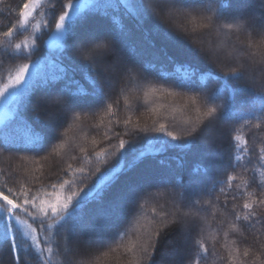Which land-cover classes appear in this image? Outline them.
Returning <instances> with one entry per match:
<instances>
[{"label": "snow or ice", "instance_id": "obj_1", "mask_svg": "<svg viewBox=\"0 0 264 264\" xmlns=\"http://www.w3.org/2000/svg\"><path fill=\"white\" fill-rule=\"evenodd\" d=\"M57 2L58 8L55 4L51 6L53 27L49 29V39L45 42L46 51L36 60H32V56L39 51V37L29 34L19 43L11 39L18 30H28L29 17L37 7L33 0L23 5L18 22L10 23L2 32L0 67L9 61L26 62L6 75L0 73V105L6 109L10 105L18 106L12 107L9 115L16 113L22 128V135L13 136L5 127H0V152L40 154L46 150L50 138L61 139L59 130L73 114L85 111L95 114V106L101 103L112 114L113 104L117 102L107 103L111 97L106 89H112L133 73H142L144 79L155 76L158 81L179 90L175 93L178 96L185 91L197 93L199 98L189 96L186 106L195 107L204 119L199 131L193 129L187 133L189 138L176 135L168 131L165 124H160L152 129L159 135L147 138L144 149H138L116 133L121 150L117 164L105 171L97 168L98 175L87 190L84 187L73 190V181L58 178L50 185L51 193L45 192L43 196L39 194L42 188L36 192L24 188L19 194L11 188L6 189L7 194L0 191V249L4 250L0 253V264L6 257H10L11 264H52L53 245L63 258L62 264H110L112 259L116 264H157L161 242L172 232L177 233V242L165 255L162 264H210L215 256V244L210 248L207 243L198 242L190 247L189 240L193 232L200 235L201 215L207 211L215 219L211 209L217 205L231 215L230 220L221 216L218 226L231 227L234 243L245 231L253 236L252 244L244 247L243 251L239 247L224 245L228 248L225 257L228 264H264V184H256V198L242 204L241 215L236 213L235 203L229 209V193L223 187H220V194L225 197L223 201L215 194L216 187L221 184L233 187L231 182L238 179L236 175L228 176L224 182H212V196L205 208L210 187L200 183L201 174H208L204 166L193 168V179L188 184L171 170L165 159H158V163L166 166V170L145 176L140 169V162L145 157L156 159L174 149L188 151L196 142L209 145L215 152L217 138L208 134V130L217 127V114L224 121L240 115L234 109L238 89L245 103H259L260 110L264 112V14L245 15L233 11L231 0H195L191 4H185L184 0ZM120 6L135 18L138 27L150 25L145 35L152 34L165 45L157 50L163 53V60L157 52H153L152 59H146L145 53L129 42L130 33L124 30L117 18H114L119 25L116 31L99 27L85 29L88 21L97 16H107L109 8ZM217 29L226 30L227 34L235 37L230 47L239 49L242 56L219 51L214 42L209 45L205 36L216 33ZM149 43L153 49L156 48L154 43ZM184 44L196 53L195 59L189 57ZM169 47L185 59L178 60L176 56L169 55ZM201 61L212 66L213 70L206 74L208 78L222 82L221 87L212 93L208 92L205 74L198 67ZM165 62L172 65L171 71L165 70ZM218 67L227 71L216 70ZM225 91L229 92L228 96L224 95ZM217 101L221 103L217 104ZM132 123L130 118L124 120L125 126ZM135 130L148 131L138 127ZM235 140L238 142L240 137H235ZM244 144L246 146L247 141ZM81 151L86 152V149L81 148ZM243 151H250L258 162L264 160V146L258 150L245 147ZM107 155L106 149L96 153L98 159L106 160ZM241 159L236 155L235 163L230 159L228 167H239ZM182 166V161L177 159V167ZM259 166L264 168V163ZM71 167L69 164L68 169ZM80 171L83 174L84 170ZM255 182L254 175L249 177V185ZM241 186H234L233 202L238 199L235 189ZM65 189L67 194H64ZM156 193H160L159 198ZM149 196L157 205L151 209L153 227L141 231L129 243L112 248L108 229L126 213L141 208V201ZM42 242L47 247H42ZM120 248H123L120 257H114Z\"/></svg>", "mask_w": 264, "mask_h": 264}, {"label": "trees", "instance_id": "obj_2", "mask_svg": "<svg viewBox=\"0 0 264 264\" xmlns=\"http://www.w3.org/2000/svg\"><path fill=\"white\" fill-rule=\"evenodd\" d=\"M130 2L134 3V0H130ZM194 2L195 0H184L185 4ZM25 3H29V0H0V39L3 38L2 32L6 30L10 23L18 22L19 12ZM53 4L57 8L59 7L57 0H43L34 16V20L38 22L37 28L31 31L32 23L29 22L27 31L18 30L11 38L19 43L27 38L29 34L33 37H39L37 40L39 51L35 52L32 60H36L46 51L45 42L49 39V29L53 27L51 24V6ZM262 4H264V0H231L232 10L245 15L250 13L264 14ZM114 18L119 19L124 30L131 31L132 36L138 35L144 46H149L150 41L158 49L165 46L154 35L148 34L146 36L145 33L149 31L150 25L145 24L143 28L138 27L135 18L123 6L117 9L109 8L107 16H97L96 19L88 21L85 29L99 27L104 30L116 31L119 29V25ZM205 39L210 46L214 42L216 49L219 51H227L236 57L243 55L239 49L230 47L235 42V37L227 34L226 30L217 29L216 33L206 35ZM241 39H243V36H241ZM129 41L135 45L134 40L129 38ZM183 48L188 52L189 57L196 58V53L187 44H184ZM157 54L163 57V53L157 52ZM168 54L176 56L178 60L185 59L177 56L175 49L171 47L168 48ZM145 58L152 59L153 57ZM23 62L26 61L6 62L3 67H0V73L6 75L8 71H14L15 67ZM198 67L201 73L205 74L204 83L207 85L209 93L221 87L222 82L210 79L206 75L210 70H213L209 63L201 61ZM165 70L171 71L172 65L165 62ZM216 70L227 71L226 68L219 67ZM50 71H54V69ZM142 75V73L140 75L133 73L130 78H124L123 84L121 82L112 89H106L111 97L107 103L117 102L113 104L112 114L108 113L106 105L103 103L95 106V114L88 111L73 114L65 126L59 130L61 139L54 140L50 138V143L44 152L40 154L26 151L0 152V191L7 194L6 189L11 188L14 193L19 194L24 188H28L32 192L42 188L43 191L39 194L43 196L45 192L51 193L50 185L56 183L58 178L73 181V190H78L79 187H84L87 190L98 175L95 171L97 168L105 171L117 164L121 151L119 149V138L130 141L138 149H144L147 147V138L159 135L153 132L152 129L159 127L160 124H165L168 131L186 138H189L187 137L189 131L193 129L199 131L202 127L201 120L204 117L195 110V107L186 106L188 97L194 95L198 97L197 93L185 91L182 96H178L175 93L179 90L171 88L169 84L158 81L155 76L144 79ZM129 79L131 80L130 84ZM221 90L223 91V89ZM240 91L238 89L234 97V109L240 115L232 120L224 121L217 114V127L208 130V134L217 138V150L215 152L212 151L209 145L196 142L188 151L174 149L158 156L156 159L145 157L140 162L143 175L148 176L157 171L166 170V166L158 163V159H165L171 170H174L178 176L183 177L184 183L188 184L193 179V168L197 165L204 166L208 169V174H201L199 177L200 183L210 187L209 197L205 199V208L208 207L207 200L212 196V182H224L227 181L228 176L236 175L238 179L231 182L233 187L221 184L216 187L215 194L219 196L220 201H223L225 197L220 194V187H223L224 191L229 193V209L235 203L237 205L236 213L242 215V204L246 200L256 198L258 191L256 184H264V168L259 166L264 163V160L258 162L255 156L250 154V151H243L245 147L249 150L255 147L258 150L259 147L264 146V112L260 110L259 103L253 104L251 101L245 103L241 99ZM146 93L147 95H145ZM224 95L228 96L229 92L225 91ZM216 103L220 104L221 101ZM13 107L18 106L13 105ZM38 110L41 113L43 112L42 109ZM18 111H22V109L18 108ZM203 111L204 109L201 108V112ZM220 111L222 112L223 109L221 108ZM28 115H31V112ZM128 118L133 123L125 126L124 120ZM137 121L139 122L138 125ZM257 124L260 125L259 128L256 127ZM2 127H5L6 131L13 136L22 135V128L16 113H13ZM137 127L140 129L147 128L148 131H136ZM116 133L120 134L119 138L115 135ZM237 136L240 137L238 142L235 140ZM165 139L169 138L165 137ZM244 141H247L246 146ZM81 148L86 149V152H82ZM102 149H106L108 152L106 160L96 157V153ZM86 155L87 159H85ZM236 155L242 158L239 161V167L235 169L228 167L230 159H233L235 163L234 157ZM42 156L47 157V159H42ZM177 159L182 161V167H177ZM69 164L72 166L70 170L68 169ZM81 169L84 170L83 174L80 171ZM253 169H255L254 172L251 171ZM66 172L67 174H65ZM241 173H243L242 176ZM253 175L256 182L249 185V177ZM237 184L242 186L235 189L238 199L233 202L231 194ZM244 185L248 186L244 187ZM150 191L156 192L155 189H150ZM65 193L67 194V189H65ZM249 193L252 195L249 196ZM159 196L160 193H156V197L159 198ZM141 204V208L126 213L120 221L108 229V239L112 248H116L118 244L129 243L141 231L150 230L153 227L151 224V217L153 216L151 209L157 207L155 199L151 196L146 197L141 201ZM157 210L159 209L157 208ZM211 212L215 213V219L207 211L200 216V235L197 236L193 232L189 240V246L192 247L198 242H204L211 248L215 244V256L210 264H228L225 259L228 248H225L224 245H228L229 248L239 247L243 251L244 247L252 244L253 236L245 231L240 239L234 243L235 237L231 234V227L218 226V220L221 216H224L226 220H230L231 215L225 213L224 208L219 205L211 209ZM49 223H51V220H49ZM237 228H239V225H237ZM224 233H228V235L225 236ZM177 238V233L172 232L162 240L160 254L157 256V264H162L165 255L177 242ZM41 246L47 247L43 242ZM3 251V249H0V253H3ZM122 252L123 248H120L118 252L114 253V257H120ZM128 258L131 259V256ZM62 259V256L57 253L53 245L52 264H62ZM3 264H11L10 257H6ZM110 264H116V260L112 259Z\"/></svg>", "mask_w": 264, "mask_h": 264}, {"label": "rangeland", "instance_id": "obj_3", "mask_svg": "<svg viewBox=\"0 0 264 264\" xmlns=\"http://www.w3.org/2000/svg\"><path fill=\"white\" fill-rule=\"evenodd\" d=\"M43 0H33V2H35L37 4V7L35 9V11L31 14V16L29 17V22L32 23L31 25V31L32 29L35 30L37 28L38 22H36V20H34V16L36 14L37 8L39 6V4L42 2ZM239 11V10H238ZM131 33V36L129 38H131V40L135 41V46L143 51L145 53V57H152L153 52H155V50H157L158 48L156 47L155 49L152 48L151 44L149 46H144L141 41L139 40V36L135 35L132 36V32L129 31ZM131 43V41H129ZM161 57V60H163V57ZM124 82H122L123 84ZM13 105H10L7 109L3 106L0 105V127H2L10 118L13 114L9 115V113L11 112ZM66 194V193H64Z\"/></svg>", "mask_w": 264, "mask_h": 264}]
</instances>
